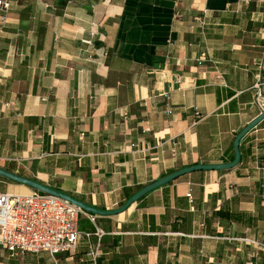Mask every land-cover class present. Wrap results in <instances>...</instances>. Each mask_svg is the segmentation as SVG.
Segmentation results:
<instances>
[{
	"label": "crops",
	"instance_id": "crops-1",
	"mask_svg": "<svg viewBox=\"0 0 264 264\" xmlns=\"http://www.w3.org/2000/svg\"><path fill=\"white\" fill-rule=\"evenodd\" d=\"M9 4L0 8L6 172L113 211L172 171L230 163L235 136L259 115L264 0ZM239 153L234 169L187 172L120 214L81 215L79 232L91 236L74 252L0 250V264H264L240 241L264 243V121ZM30 192L0 179L1 194Z\"/></svg>",
	"mask_w": 264,
	"mask_h": 264
},
{
	"label": "built area",
	"instance_id": "built-area-1",
	"mask_svg": "<svg viewBox=\"0 0 264 264\" xmlns=\"http://www.w3.org/2000/svg\"><path fill=\"white\" fill-rule=\"evenodd\" d=\"M9 5V0H0L3 10H7ZM103 55L106 56L105 53ZM255 103L259 111L264 109V97L257 95ZM81 215L85 213L80 208L37 191L26 195L0 193V250L19 255L44 252L53 259L59 254L74 252L80 239L91 236L90 233L79 232ZM86 216L93 220L92 216ZM95 235L98 241L89 245L87 254L92 262L97 257L102 232L97 230ZM240 241L252 247L254 258L264 252L263 242L250 239Z\"/></svg>",
	"mask_w": 264,
	"mask_h": 264
},
{
	"label": "water",
	"instance_id": "water-1",
	"mask_svg": "<svg viewBox=\"0 0 264 264\" xmlns=\"http://www.w3.org/2000/svg\"><path fill=\"white\" fill-rule=\"evenodd\" d=\"M262 121H264V109L260 110L259 115L254 118L251 122H249L236 136L233 140V161L226 164H219V165H192L188 166L182 169H179L175 172L172 171L171 174L162 177L158 179V181H154L143 188H141L139 191H137L135 194L131 195V197L125 202V204L120 207L117 210L113 211H101L96 210L95 208L88 206L86 204H83L76 199L72 198L69 195L63 194L62 192H58L48 186H45L43 184H40L38 182L32 181L30 179L21 177L16 174H12L9 172H6L5 170L0 168V177L5 178L9 180L10 182L18 185H23L33 191H37L46 195H51L53 197L60 198L69 204L80 208L81 211H83L85 214H89L92 216H114L117 214H120L124 212L126 209H128L133 203L139 201L142 197L149 194L150 192L161 188L162 186L173 182V180L177 179L178 177L185 175L193 171H224L229 169H234V167L239 163L240 160V153H239V143L240 140L248 134L252 129H254L258 124H260Z\"/></svg>",
	"mask_w": 264,
	"mask_h": 264
},
{
	"label": "trees",
	"instance_id": "trees-1",
	"mask_svg": "<svg viewBox=\"0 0 264 264\" xmlns=\"http://www.w3.org/2000/svg\"><path fill=\"white\" fill-rule=\"evenodd\" d=\"M233 161V160H232ZM231 161V162H232ZM172 173V172H171ZM171 173H169V174H171ZM169 174H167V175H169ZM167 175H165V176H167ZM19 176H21V175H19ZM165 176H163V177H165ZM0 179L1 180H3L4 182H6V183H9V184H14V183H12V182H10L9 180H7V179H5V178H2V177H0ZM27 179H30V180H32V181H35V182H38V183H40L39 181H37L36 179H33V178H27ZM41 184V183H40ZM54 190H56V191H58V192H62L61 190H59V189H57V188H55ZM140 190V189H139ZM138 190V191H139ZM63 194H65V192H62ZM67 195V194H66ZM258 257H260V254H258L257 255Z\"/></svg>",
	"mask_w": 264,
	"mask_h": 264
},
{
	"label": "rangeland",
	"instance_id": "rangeland-1",
	"mask_svg": "<svg viewBox=\"0 0 264 264\" xmlns=\"http://www.w3.org/2000/svg\"><path fill=\"white\" fill-rule=\"evenodd\" d=\"M31 190V189H30ZM31 191H33V190H31Z\"/></svg>",
	"mask_w": 264,
	"mask_h": 264
}]
</instances>
